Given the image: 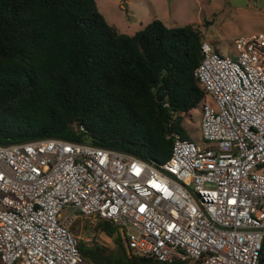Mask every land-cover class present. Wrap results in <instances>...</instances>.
<instances>
[{
  "label": "built area",
  "instance_id": "obj_1",
  "mask_svg": "<svg viewBox=\"0 0 264 264\" xmlns=\"http://www.w3.org/2000/svg\"><path fill=\"white\" fill-rule=\"evenodd\" d=\"M235 49L203 43L202 143L170 134L159 167L61 138L0 144L1 262L82 264L80 215L157 262L264 264V33Z\"/></svg>",
  "mask_w": 264,
  "mask_h": 264
},
{
  "label": "trees",
  "instance_id": "obj_2",
  "mask_svg": "<svg viewBox=\"0 0 264 264\" xmlns=\"http://www.w3.org/2000/svg\"><path fill=\"white\" fill-rule=\"evenodd\" d=\"M203 43L194 25L158 19L123 34L96 0H0V144L61 138L159 167L170 134L190 139L184 116L205 98ZM96 230L114 247L78 240L82 264H174L132 254L110 221L98 218Z\"/></svg>",
  "mask_w": 264,
  "mask_h": 264
},
{
  "label": "rangeland",
  "instance_id": "obj_3",
  "mask_svg": "<svg viewBox=\"0 0 264 264\" xmlns=\"http://www.w3.org/2000/svg\"><path fill=\"white\" fill-rule=\"evenodd\" d=\"M248 8L233 6L229 0H96L99 11L121 33L134 35L152 21L161 20L167 27L194 25L223 56L237 57L235 41L240 37L264 33V0H245ZM202 105L184 116V129L191 141L202 143ZM76 217L72 231L77 240L114 247L112 239L96 227V221ZM93 225L92 227L90 226ZM86 226V228H85ZM0 264H3L0 260Z\"/></svg>",
  "mask_w": 264,
  "mask_h": 264
},
{
  "label": "water",
  "instance_id": "obj_4",
  "mask_svg": "<svg viewBox=\"0 0 264 264\" xmlns=\"http://www.w3.org/2000/svg\"><path fill=\"white\" fill-rule=\"evenodd\" d=\"M230 1V3L233 5V6H238V7H245V8H248V6H247V2L245 1V0H229ZM163 88H165V86H162L161 88H160V90L161 89H163ZM159 90V91H160ZM159 93V92H158ZM165 100V96L164 97H161V96H158V101L159 102H163Z\"/></svg>",
  "mask_w": 264,
  "mask_h": 264
}]
</instances>
